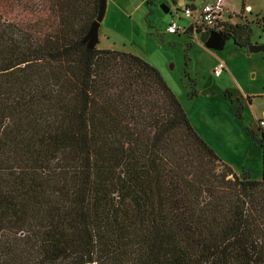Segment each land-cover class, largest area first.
Here are the masks:
<instances>
[{
	"label": "trees",
	"instance_id": "1",
	"mask_svg": "<svg viewBox=\"0 0 264 264\" xmlns=\"http://www.w3.org/2000/svg\"><path fill=\"white\" fill-rule=\"evenodd\" d=\"M97 12L0 0V264H264V173L224 164L144 60L87 50Z\"/></svg>",
	"mask_w": 264,
	"mask_h": 264
},
{
	"label": "rangeland",
	"instance_id": "2",
	"mask_svg": "<svg viewBox=\"0 0 264 264\" xmlns=\"http://www.w3.org/2000/svg\"><path fill=\"white\" fill-rule=\"evenodd\" d=\"M140 1L133 0L130 11L121 10L120 0L114 7L109 5L95 49L130 53L156 69L193 130L219 159L235 174L246 171L260 180L264 173L262 150L246 136L245 129L259 136L258 122H264V50L248 51L249 46L264 45V29L260 28L264 0H244L243 12L242 0H230V10L236 15H222V22L251 30L249 46L242 49L228 36L216 33L199 43L186 32L168 35L170 22L179 29L188 26L182 14L185 5L191 4L187 0H144V7ZM220 62L226 70L215 77L213 70ZM191 92L195 97H188Z\"/></svg>",
	"mask_w": 264,
	"mask_h": 264
},
{
	"label": "built area",
	"instance_id": "3",
	"mask_svg": "<svg viewBox=\"0 0 264 264\" xmlns=\"http://www.w3.org/2000/svg\"><path fill=\"white\" fill-rule=\"evenodd\" d=\"M223 0H213V2L206 3L198 9H193L190 6H185L183 9V16L189 21L188 26L184 29H179L174 22H171L166 28V33L168 35H176L180 31L182 33L186 32V29H191L192 33L195 35H200L201 33H211L217 31L219 23H221L222 15L224 14L222 8ZM226 70L223 63H218L217 67L213 70V75L215 77H220ZM258 127L264 128V122L259 121Z\"/></svg>",
	"mask_w": 264,
	"mask_h": 264
},
{
	"label": "crops",
	"instance_id": "4",
	"mask_svg": "<svg viewBox=\"0 0 264 264\" xmlns=\"http://www.w3.org/2000/svg\"><path fill=\"white\" fill-rule=\"evenodd\" d=\"M133 0H120V2H123V8H121V10H124V11H130L132 10V7H133ZM136 1V0H135ZM143 1L144 0H141L140 1V4L144 7L143 5ZM188 2H190L191 4L190 5H187V6H190L191 8H195V9H198L200 8L202 5L206 4V3H210V2H213V0H187ZM167 2V0H166ZM116 3V0H106V9H105V14H104V17H103V20L101 22V24L99 25V29H98V32H97V37H96V43L94 44V48H96V46L98 45V39H99V31H100V27L101 25L103 24L104 20H105V17L107 15V12L109 11V5L112 4V6L114 7ZM139 5V4H138ZM186 6V5H185ZM136 8H138L136 6ZM136 8H134V10H136ZM222 8H223V11H224V14L226 13L225 16H231L232 14L231 13H235L234 11L235 10H230L231 8V3H230V0L227 1V0H223L222 2ZM245 9V8H244ZM248 10V8H247ZM237 13V12H236ZM235 13V15H236ZM171 23V22H170ZM169 23V24H170ZM168 24V25H169ZM168 27V26H167ZM188 37L191 38V40L195 41L196 43H199V36L198 35H195V34H191V35H188ZM88 42L85 43V46H87ZM102 50H107V49H102Z\"/></svg>",
	"mask_w": 264,
	"mask_h": 264
},
{
	"label": "water",
	"instance_id": "5",
	"mask_svg": "<svg viewBox=\"0 0 264 264\" xmlns=\"http://www.w3.org/2000/svg\"><path fill=\"white\" fill-rule=\"evenodd\" d=\"M98 1V12L95 21L91 24L90 30L83 40V44L88 42L86 48L87 50H92L95 49L93 46L96 43V37H97V32L99 29V25L101 24L104 14H105V9H106V0H97ZM163 11L167 13V9L163 8ZM209 37H213V35H209L208 33H201L199 35V41L200 42H205L209 40ZM264 50V45L262 46H249L248 51L249 53H257L260 51Z\"/></svg>",
	"mask_w": 264,
	"mask_h": 264
}]
</instances>
